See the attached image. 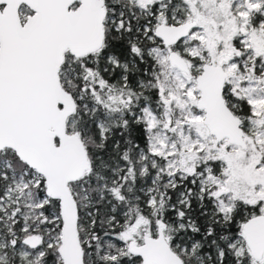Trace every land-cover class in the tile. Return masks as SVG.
<instances>
[{"label":"snow or ice","instance_id":"6c2138e0","mask_svg":"<svg viewBox=\"0 0 264 264\" xmlns=\"http://www.w3.org/2000/svg\"><path fill=\"white\" fill-rule=\"evenodd\" d=\"M0 264H264V0H0Z\"/></svg>","mask_w":264,"mask_h":264}]
</instances>
